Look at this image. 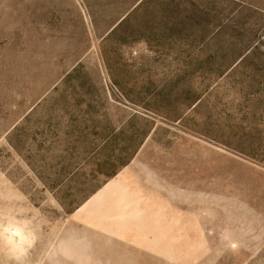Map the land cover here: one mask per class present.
<instances>
[{"label":"rangeland","instance_id":"rangeland-1","mask_svg":"<svg viewBox=\"0 0 264 264\" xmlns=\"http://www.w3.org/2000/svg\"><path fill=\"white\" fill-rule=\"evenodd\" d=\"M0 264H264V0H0Z\"/></svg>","mask_w":264,"mask_h":264},{"label":"crops","instance_id":"crops-1","mask_svg":"<svg viewBox=\"0 0 264 264\" xmlns=\"http://www.w3.org/2000/svg\"><path fill=\"white\" fill-rule=\"evenodd\" d=\"M147 229H148V228H145L146 231H148ZM149 232H151V234L154 236V232H153V231L149 230ZM164 234H165L164 232H161V233H160V235H162V237L164 236ZM158 235H159V234H158ZM154 237H156V236H154Z\"/></svg>","mask_w":264,"mask_h":264}]
</instances>
